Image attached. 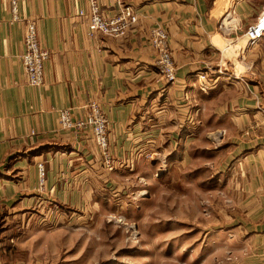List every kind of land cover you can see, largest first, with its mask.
I'll list each match as a JSON object with an SVG mask.
<instances>
[{"label":"crops","instance_id":"crops-1","mask_svg":"<svg viewBox=\"0 0 264 264\" xmlns=\"http://www.w3.org/2000/svg\"><path fill=\"white\" fill-rule=\"evenodd\" d=\"M100 4L106 17L132 6L138 25L123 39L90 37L88 20L79 15L88 0H20V22L13 20L11 0H0V216L6 222L33 219L31 208L48 197L68 206L81 203L77 180L86 176L118 187L121 174L134 171L144 153L171 148L178 128L186 131L180 141H193L195 152L217 144L203 127L246 126L252 120L258 90L244 64L251 57L222 34L225 8L218 0ZM244 9L240 2L235 6L240 14ZM28 20L36 22L41 45L52 55L43 87L29 84L22 62ZM157 27L169 35L177 76L171 85L162 80L148 43ZM239 61L245 68L238 71ZM92 102L109 120L114 172L103 167L92 133L60 126L61 111L84 119ZM254 119L264 125L260 111ZM214 150L228 151L231 159L230 189L237 195L235 208L244 210L239 222L249 250L244 264H264V133L253 135L250 128L248 135L222 139ZM43 163L47 181L40 190Z\"/></svg>","mask_w":264,"mask_h":264},{"label":"rangeland","instance_id":"rangeland-1","mask_svg":"<svg viewBox=\"0 0 264 264\" xmlns=\"http://www.w3.org/2000/svg\"><path fill=\"white\" fill-rule=\"evenodd\" d=\"M218 2L225 8L222 34L251 57L244 64L258 92L249 125L203 127L216 147L222 139L248 135L250 128L253 135L264 133L254 119L257 111L264 117V37L257 45L247 39L249 27L264 17V0ZM238 2L244 13L236 12ZM238 65V71L245 68ZM177 130L171 148L144 153L133 172L121 174L118 187L86 176L77 180L83 201L75 206L48 197L31 208L36 214L25 223L0 216V264H244L249 255L239 222L244 210L234 206L228 151L208 143V150L194 152L193 141L186 146L180 141L186 131ZM98 148L103 167L116 171L110 152ZM46 181L45 167L40 190Z\"/></svg>","mask_w":264,"mask_h":264},{"label":"built area","instance_id":"built-area-1","mask_svg":"<svg viewBox=\"0 0 264 264\" xmlns=\"http://www.w3.org/2000/svg\"><path fill=\"white\" fill-rule=\"evenodd\" d=\"M13 20L20 22V0H11ZM79 15L88 20V35L95 37L103 35L114 39H123L128 36L132 28L138 25L139 16L132 6L125 5L113 17H106L101 8L100 0H88V7L80 11ZM264 37V17L249 27L247 39L250 44L257 45ZM25 51L22 55L27 79L31 86L43 87L46 84V67L52 58L48 49H44L40 42L38 26L34 20L25 22L24 30ZM149 46L156 53L158 72L167 84L176 82V64L169 44V35L166 29L157 27L151 30ZM60 126L65 131L92 133V137L104 154L109 152V120L100 106L92 102L87 108L84 119H74L71 110L60 113ZM112 169V168H111ZM40 179L44 181L45 167L39 166Z\"/></svg>","mask_w":264,"mask_h":264}]
</instances>
